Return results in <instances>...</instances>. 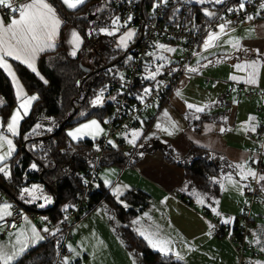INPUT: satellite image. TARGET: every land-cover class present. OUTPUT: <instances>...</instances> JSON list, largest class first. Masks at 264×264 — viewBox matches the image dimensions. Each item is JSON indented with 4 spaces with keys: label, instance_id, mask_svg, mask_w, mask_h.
<instances>
[{
    "label": "trees",
    "instance_id": "obj_1",
    "mask_svg": "<svg viewBox=\"0 0 264 264\" xmlns=\"http://www.w3.org/2000/svg\"><path fill=\"white\" fill-rule=\"evenodd\" d=\"M50 1L63 21L55 48L39 55L36 64L37 74L18 62L12 61L13 68L26 91V95L35 94L37 99L33 101L29 114L20 120L18 136L12 139L13 154L5 161L9 167L11 181L9 184H5L0 178V182L7 188L11 197H14V192L19 188L31 183L42 184L43 188L56 201L54 207L49 206L43 213L46 214L50 222L55 223L63 219L72 209L76 195L81 189L84 171L89 167L96 153L95 141L72 142L64 129L92 117H96L101 123H104L111 111L112 102H105L103 106H92L90 99L94 97L97 91L103 90L104 92L108 83H119L121 75L118 74V69H122V73L125 71L128 60L125 62L124 58L129 55L128 48L136 41L138 35L129 40L127 47H116L114 46L116 38L123 29L127 28L128 24L126 23L122 25L121 31L116 38L114 37L113 42H108L104 34L100 32L87 33L88 28L100 25V22L92 20L94 14L98 16L102 12L97 10L96 5H91L92 2L98 0H85L83 4L72 10L62 9L56 0ZM127 1L141 3L144 16L149 17L154 0ZM108 3L114 6L110 1ZM177 3L176 0L173 6L165 7L164 18L166 20L173 22L182 8H185L187 22L190 24L199 23L196 26L198 30H203L210 22L209 18H205L199 12L200 7L207 5H181L179 10L174 11L173 7ZM224 6L231 7L225 3L216 7L215 10ZM115 10L118 12L116 7ZM67 25H71L81 38V45L73 57L68 55L62 37L63 30ZM111 63L110 67L103 68L88 76L80 68L81 65L94 70ZM81 81L82 84L79 87ZM151 83L149 80H136L132 87V93L134 95L143 94L144 88ZM0 96L4 100L0 106V131L2 134H6L5 122L17 100L9 79L1 69ZM75 99L78 101L72 104ZM73 110H75L73 115L57 130L59 124L68 118ZM81 110L83 114L78 116ZM42 122H48L46 125L54 123V127L51 130L43 128ZM37 124L40 125L39 128H36ZM147 127H149L148 122L145 128ZM260 127L259 125L255 131L256 134L259 133ZM194 129L198 130L199 128ZM53 132L51 137L42 138ZM160 150L166 160L176 163L183 169L184 180L198 189H210L211 180L224 172L221 170L224 164H230L224 158L195 146H192L184 156L177 160L174 159L175 153L169 145H162ZM262 157H264V140ZM33 163L36 164L35 169L31 167ZM105 163L121 166L124 164V158L117 148L111 147L103 151L100 165ZM259 165L261 166V164ZM40 173H42L41 179L39 178ZM0 192L5 194L1 188ZM100 199L116 211L120 218L124 217V221L136 214V209H143L148 205L147 196L143 192L136 191L135 193L127 192L124 194L121 199L130 202L132 207L123 210L117 202L108 199L106 194L95 191L90 195V207ZM66 205L68 206L67 209H65ZM117 231L126 248L137 249V252L140 253L138 264H183L169 255L148 250L145 244L135 237L127 227H118ZM55 248L54 242L40 243L35 248L25 252L23 258L13 264L50 263L54 260Z\"/></svg>",
    "mask_w": 264,
    "mask_h": 264
},
{
    "label": "crops",
    "instance_id": "obj_2",
    "mask_svg": "<svg viewBox=\"0 0 264 264\" xmlns=\"http://www.w3.org/2000/svg\"><path fill=\"white\" fill-rule=\"evenodd\" d=\"M244 1L245 0H223L222 3L216 4L214 6V9H216V7H218L219 5L221 6L225 3L229 4V6H235L240 5ZM21 2H23V0ZM47 2L53 6L50 0H47ZM207 7L199 8V12L205 18L207 17L202 13V8ZM56 13L62 21L57 10ZM13 18H17V16L15 15L12 18L8 19L0 15V21H2L5 25L9 23ZM218 27H215L213 29H216ZM60 28L55 37V45L58 40ZM73 30L75 29L71 25H67L65 26L62 35L67 53L70 56H72L70 53L73 51V45L71 43V32ZM130 30L134 32V38L136 35H138L136 33L135 27L127 26V28L123 29L121 34L117 36L114 46L125 48L123 46H118V40L123 33ZM220 35H222V37L221 40H218V43L223 44L221 46L222 49H225L227 46H234V44L238 41L239 46L257 45L260 50H264V18L257 21L247 22L239 27H225L224 31L220 33ZM54 48L46 49L45 51L38 52L36 54L34 60L36 71H33L32 68L28 67L26 63H22L20 60L14 59L11 56L4 57L5 61L10 66L11 71L15 74L16 81H18L19 86L22 89V95L18 99L17 86L16 84H14L12 77L8 74L7 71H5L3 68H0L6 75V77L9 79L14 90V95L17 100V103L13 108L19 105L20 102L28 95H26V91L13 68L12 61L18 62L31 72L37 74L36 64L39 55L44 52L51 51ZM78 49L76 50V54L78 52ZM148 53L150 55V60L147 63H149L152 59L150 51ZM215 55L218 54L215 53ZM142 74L140 77V81H147V79H145ZM179 79L175 86L178 85V89H184L189 84V80H187L185 76H183L180 80ZM157 81H155V83ZM150 86L152 85H148L145 88ZM175 88L176 87L172 89V91L169 93L168 97L164 101H154L145 109V112L143 114V122L141 126H137L144 128V131L140 135L142 145H139L138 143L128 144L136 146L135 153L132 157V162L129 164L124 163L121 166L106 163L100 165L99 170H101V166L106 167L102 168L101 173L100 171H98V180L95 183L94 187L96 192H103L110 200H114L115 202H125L128 205V209L132 207L131 203L121 199L122 196L127 192H143L147 196L148 205L146 209L143 210L140 208H135L137 210L136 214L131 216V218H129L127 221H124V217L120 218L119 214L116 213L117 217L120 218V220L127 225L126 227L133 233L135 237L139 238L145 244L146 247H148V243L144 239L145 235L150 236L151 238H153L154 241L168 242L167 246L176 248L175 250H173V252H176L177 254H182L185 252L186 249L193 248L189 245H195L196 239H198L200 235L204 234L205 236H207L206 233H208V222L204 219L202 214L198 216V214L193 212V210L190 208V205L192 204L191 199L186 200L184 198V195H180V191L184 190L185 187L183 169L176 163L170 162L164 158V155L160 150L161 146L165 144L169 145L175 153L174 159L176 160L184 156L192 146H195L198 148L205 149L211 154L217 155L221 158H224L226 161L237 165L246 162V158H248L247 148L250 147L247 143V138L254 139L255 133H251L255 132L257 128L256 126H254V130H245L244 121H240L238 123L236 122L237 107L231 103L230 99L233 97L231 96L226 102H222L229 108H231L226 116L224 115V112H215L214 116L210 117L208 114L203 112L201 113V115L199 114L200 118L196 121L199 129L194 130L188 122L184 121V114L180 111V109L186 110V104H183L182 102L177 104L168 103L169 96L172 94ZM222 91H224V89L220 92ZM234 94L236 96L235 98L242 97L244 99H248L245 98L242 93ZM115 95L116 94H114V96ZM112 101L113 99L111 100V102ZM3 103L4 100L0 96V106ZM247 108V104H245L243 105L242 110H247ZM176 109H178L179 111ZM165 112L167 113V115H165ZM223 116H225V118H222ZM178 117L180 119H183L184 122L179 121L178 123H176L173 118ZM147 122L149 123V127L145 128ZM158 124L160 125V127H157ZM221 128L224 129L223 132L220 130ZM6 148H8V146ZM262 159L263 157L260 161L261 171L258 173V186L261 191L260 195L264 197V191L259 185V175L264 174V165L262 163ZM236 169L237 171H240L239 168ZM234 174L235 177H237V174ZM19 189L14 192V197H11L7 193H5L6 198L10 201V207L13 203H16L29 211H38L40 214H42L43 211H45V209L49 207L46 206L41 210V208L37 207L34 203H24L19 198H17V192ZM50 196L51 199H53L50 205L52 207V204H54L55 200L51 194ZM3 202H5V200ZM102 203H104V200L102 199L95 202V204H97L98 206H101ZM10 207L6 210L0 211V219L8 215ZM216 208L217 210H221L220 214L222 216L225 212H234L231 215L232 217H230L229 219V224H234L236 216L237 214H239L238 209L230 210L224 207H222L221 209L219 207V204H216ZM204 210H208L210 213L212 212L210 211V209L205 208ZM213 214L216 215L215 213ZM254 215L256 217H258L259 215H264V204H261L257 207L254 212ZM111 217L112 216H110V214L108 215V213H105L103 215H96L94 213H90L84 219L80 220L78 224H75L72 227V230H74V232H76V234L81 237L88 236V234L92 231H101L102 233L108 232L111 235L109 241L114 242L115 246H117L118 243L120 247H123L125 249L126 247L122 239L121 242L119 241L120 239H118L119 233L117 231V228L119 225H115L113 223L114 221L112 222L113 219ZM151 219L154 220V222L156 221V225H151ZM224 219L225 218H221V220ZM38 220L42 221L44 226V229H42L41 231L36 228L34 222L25 217L16 230L6 232L3 235L5 236L6 234H8L12 239H18L15 246L11 248H5L3 251H1V253L5 254L6 256L12 257V264L18 260H21L25 252L35 248L40 243L51 241L57 244V242L59 241L60 234L45 231L46 223L49 222V220L47 218L42 220L41 215ZM261 220L264 221V219ZM133 221H137V223L133 224ZM252 224L253 227L251 234H254V244H252L251 242L250 243L254 247L255 244H262V235L264 234V227L262 224H258V226L256 227L253 221ZM161 227L163 229L162 233ZM33 229H35V232L39 234V239L34 236ZM141 232L144 233V235H141ZM41 237L43 238V240H41ZM51 238L53 239L50 240ZM217 238L212 237L213 240L211 241L215 242L214 239ZM99 240L103 242L101 244H105L108 246V240L104 241L100 238ZM181 240H184L185 243H183ZM0 241L3 240H1L0 238ZM27 248L29 249L25 250ZM21 249L23 250L21 251Z\"/></svg>",
    "mask_w": 264,
    "mask_h": 264
},
{
    "label": "rangeland",
    "instance_id": "obj_3",
    "mask_svg": "<svg viewBox=\"0 0 264 264\" xmlns=\"http://www.w3.org/2000/svg\"><path fill=\"white\" fill-rule=\"evenodd\" d=\"M109 0H98L95 2H92L91 5H96L97 10L102 11L98 16H95V14L92 16V20L95 22H100L99 26L88 28L87 33H99L101 28H105L108 31H113L114 35H108L106 32H100L104 34L105 39L108 42H113L114 37L116 38L117 34L121 31L122 25H125V22L120 18L119 13L115 10V7L110 5L108 3ZM178 3L173 7L174 11H177L180 9L181 5H188V4H198V5H207L202 8V13L204 14V10L207 9L208 11L215 14L216 10L214 9V6L216 3L214 0H205L204 3H198L197 0H177ZM57 4L64 10H72L69 9L66 5L62 3V0H56ZM205 15V14H204ZM207 18H211L209 16H206ZM114 18H119V22L117 25L112 24V20ZM199 23L194 24V26H198ZM119 29L118 31L116 29ZM212 32H218L220 33V28H216L213 30H210ZM209 32V31H208ZM207 32V33H208ZM207 33L203 36L198 49L195 53V56L193 57L190 65L188 68H196L197 71L190 72L186 70V73L184 76L187 80H189V84L184 89H178L177 86H175V90L172 92V94L169 96L168 103L177 104L182 102L183 104H186V110L180 109V111L184 114V121L188 122L192 128H197L198 124L196 121L200 118L201 113L205 112L210 117H213L215 112H224V115L226 116L228 111L231 109L227 105H225L222 102L217 101L216 97L221 93L220 91L225 89L227 85L230 82L240 83L243 85H249L259 88H264V50H260V48L257 45H247V46H227L225 49H222L221 46L223 44H219L218 41H215L213 43V46L205 49L203 47V41L207 36ZM222 35H220L219 40H221ZM158 45H163L164 47H158ZM171 48L173 51H167L166 49ZM180 47L170 44V43H162V42H156L155 47L150 50L152 59L149 63L145 64L143 66V77L147 80H150L152 83L150 85H154L155 81L157 80H163L164 77L170 76L173 71L175 70V64L177 62V59L180 57ZM218 54V55H215ZM129 58V55H126L124 58V61L126 62ZM255 61L257 63V72L255 76V83H247L246 80L248 78V74L251 71V69L244 68L243 70L238 69L235 67L236 65H247ZM159 68V72H156V69ZM187 68V69H188ZM153 73H155V79L148 78ZM118 74H122V69H118ZM235 76L238 79L232 80L230 77ZM179 91L180 95L178 96L176 93ZM102 92L101 102L93 105L91 101L96 98L97 95H100ZM115 94V91L104 93L103 90L97 91L96 94L92 99H90V105L92 106H103L105 102H111L113 99V96ZM35 96V94H30L26 97ZM233 99L231 98V103L237 107V117L236 122L244 121V128L245 130H252V126H256L258 128L259 125L264 124V111L258 112L257 107H262L264 109V99L257 98V97H251L248 99H244L242 97L235 98V94L232 95ZM25 97V98H26ZM25 98L20 102L23 103ZM154 102V101H153ZM33 101H31L30 105L27 106V115L30 112L31 105ZM152 103V102H151ZM20 104L17 105L15 108H13L9 114V116L6 119L5 125H6V134H3L8 139L12 141L14 137L18 136L19 131V124L17 126V135L13 136L10 132L7 131V122L12 116L14 111H19L21 114V117H25L27 115H23L25 109L20 108ZM188 104H192L195 107H201L204 110L202 112H196L195 107L192 109H189L187 107ZM247 104V110H242L243 105ZM178 110V109H176ZM179 111V110H178ZM83 114V111L78 114V116H81ZM200 114V115H199ZM223 116L222 118H225ZM252 117L251 121L249 118ZM21 118V119H22ZM20 119V120H21ZM96 120L100 126V129L102 131H97L95 128L86 129L83 133L78 135V138L76 140H73L71 137L67 135L69 131H73L74 129L80 127L83 124L88 123L89 121ZM173 120L178 123L179 121L184 122L183 119L173 118ZM20 122V121H19ZM43 125V128L46 129H52L54 127V123H51L50 125ZM46 126V127H45ZM141 126V125H139ZM235 128V127H234ZM195 130V129H194ZM67 137L72 142H77L81 140H90L93 141L98 140L103 134H104V127L103 123L100 122V120L96 117L88 118L85 120H82L80 122H77L71 126H68L64 129ZM144 131L143 127H134L130 128L124 133L116 134L115 137L119 139H123L126 144H135L138 143L139 145H142V140L140 139V135ZM138 132L139 136L135 139L134 143H129L130 140L133 139L132 133ZM0 133H2L0 131ZM256 134V132H253L251 134ZM248 145L250 147L248 148H256L258 146V142L254 139L247 138ZM8 145L2 141H0V154H3L7 152L8 148H6ZM10 158V157H9ZM8 158V159H9ZM262 163L264 165V157L262 159ZM244 165L243 170L240 169V171H237L234 163L230 164H224L222 167L221 175L219 177L213 178L211 180V187L210 189H198L190 185L188 181L184 180V190L180 191V195H184V198L186 200L191 199L192 204L190 205V208L198 214H202L204 209H210L212 211L213 208L216 209V212L213 213H219L217 218H225L230 219L232 217L231 215L234 213H223V216L220 214L221 210H217L216 204H219V207L222 209V207L234 210L238 209V213L242 212L243 206L247 204V197L243 192V187L246 185V179H241V174H246L247 170L249 168V164L247 163V158L245 163H241ZM106 166H101L102 168ZM252 170V169H251ZM237 174V177H235V174ZM262 175V174H261ZM259 175V176H261ZM264 175V174H263ZM229 176H231V180H229ZM215 181V182H214ZM258 181V177H257ZM38 186L39 190L34 192L33 195L40 197L39 199H32V197L25 195L23 198H21V189L23 188H29L31 189L33 186ZM223 185V187H221ZM226 185V186H225ZM259 185L261 186L262 190L264 191V181H259ZM225 186V187H224ZM231 186V187H227ZM259 187V186H258ZM17 192V198H19L24 203H34L37 207L45 208L46 206H50L52 203H46L44 197H50V194L47 193V191L43 188L42 184L40 183H31L28 186L22 187ZM264 199V197H263ZM200 201H203L202 203ZM10 204V201L6 198L5 202L0 203V206L3 204ZM121 208L124 210L128 209V205L125 202H117ZM43 204L44 207H40V205ZM53 205V204H52ZM261 204L259 203H253V205L250 207V218L251 221L258 226V224H262L264 227V221L261 219H264V215H259L256 217L254 215L255 210L258 206ZM102 206V207H101ZM101 206L95 204L89 208V211L85 213L75 224H78L80 220L84 219L88 214L94 213L96 215H103L105 213L110 214L113 219L112 222L115 225H119L118 227H126L127 225L123 223L120 218L117 217L116 211L108 207L105 203H102ZM146 208H143V210ZM148 212V211H146ZM211 212V213H212ZM212 213V214H213ZM121 215V214H120ZM214 215V214H213ZM239 214H237L238 216ZM236 216V218H237ZM42 220L46 219V214H41ZM122 225V226H121ZM151 225H156V221L151 219ZM44 229V226L42 227ZM48 232H55V234L58 232L57 229L53 231ZM163 232V229L161 227V233ZM208 232V230H207ZM100 233V234H99ZM54 235V234H53ZM207 236L204 234L200 235L198 239H196L195 245H189L193 248L186 249L184 253L177 254L176 252H173L176 248L169 247L168 255L171 256L173 259L180 261L183 264H237V257L232 249L230 243L227 241V239L220 237L217 239H214L215 242L211 241L213 240L212 237H210L209 233H206ZM0 253L5 248H11L16 245L17 238L12 239L8 234L5 236L0 237ZM99 238L101 240H108L109 244L103 245L101 243ZM111 238V235L108 232L102 233L101 231L97 232H90L88 236L81 237L74 232V230H71V238L68 241L67 249L68 254L63 255L60 260V264H64L65 260H67V264H138V256L140 255L138 250L134 249H128L120 247V245L117 243V246L114 245V242L109 241ZM118 239L121 242V236L118 235ZM145 239V238H144ZM153 239V238H152ZM169 239V238H165ZM41 240L43 238L41 237ZM145 241L148 243V241L145 239ZM172 241V240H169ZM183 243L184 240H181ZM218 241V242H217ZM249 241L254 244V234H251ZM124 243V242H123ZM147 249L156 252L159 254L164 255L158 248H154L152 246L147 245ZM126 247V246H125ZM29 248L25 249L28 250ZM24 250V251H25ZM172 251V252H171ZM252 253H255L256 256L253 257L251 255L245 256L243 258L244 264H264V234L262 235V244L260 245H254ZM181 255V256H180ZM112 259V260H111ZM71 261V262H70ZM12 260H8L7 264H12ZM54 260L50 263L45 264H53ZM2 264V262H0Z\"/></svg>",
    "mask_w": 264,
    "mask_h": 264
},
{
    "label": "built area",
    "instance_id": "obj_4",
    "mask_svg": "<svg viewBox=\"0 0 264 264\" xmlns=\"http://www.w3.org/2000/svg\"><path fill=\"white\" fill-rule=\"evenodd\" d=\"M21 1L16 0V3L19 4ZM109 1L117 8L120 18L128 26L136 28L139 37L128 48L131 59L125 71L121 74L119 83H108L104 91V93L115 91L116 95L112 101L111 111L103 123L104 134L95 141L96 153L89 167L84 171L81 189L76 195L72 209L63 219L55 223L50 221L46 223L45 229H48V231L57 229V234H60L55 248L53 264H60L61 257L68 254L67 244L71 238L72 227L89 211L90 195L96 191L94 186L98 180L103 151L111 147L117 148L121 152L125 164L132 162L136 146L126 144L115 135L141 125L145 109L151 102H161L168 97L178 79L186 73L195 55L194 53H196L203 36L208 31L221 24H225L226 27H239L247 22L264 18V8L260 7L264 0H245L242 9L240 5H235L231 7L224 6L216 10L215 14L209 18L208 25L203 30H198L194 24L187 22L185 8H182L173 22L164 18L165 7L173 6L176 0H154L150 15L147 18L144 16L141 3L127 0ZM154 5L156 6L154 7ZM229 8L233 11L229 12ZM0 15L8 19L15 16L6 8H0ZM129 16L132 17L130 21L128 20ZM249 16L252 17L251 20L247 18ZM156 42H168L180 47V57L175 64V70L170 76L164 77L163 80H158L153 86L148 87L150 89L148 94L134 95L132 87L135 81L140 79L143 65L150 60L148 52L155 47ZM234 93H242L245 98L257 97L264 99V88L235 82H230L216 99L219 102H226ZM137 96H142V100L137 99ZM75 101L78 100L75 99L72 104ZM257 111L261 112L264 109L258 107ZM260 126L259 133L254 135V140L258 142V146L255 149L247 148V163L249 168L257 175L255 178L248 176L246 179L247 184L244 185L243 192L247 197V204L243 206L242 212L239 213L234 224L223 223V220L217 218L208 210L202 212V216L208 222L209 235L214 238L224 237L227 239L236 254L237 264H244L243 258L245 256H256L255 253H252L253 246L249 241L253 227L249 214L253 203L264 204L257 181L258 173L261 171L259 162L264 140V124ZM109 141L112 143H109ZM7 171L9 172V167ZM0 178L5 184H9L11 181L10 176L5 178L2 173H0ZM5 198V194L0 192V202H3ZM9 213L11 214L0 219L1 236L6 232L16 230L25 217L34 222L39 231L42 230L43 223L38 220L41 215L38 211H29L13 203ZM209 225L214 227L210 228Z\"/></svg>",
    "mask_w": 264,
    "mask_h": 264
},
{
    "label": "snow or ice",
    "instance_id": "obj_5",
    "mask_svg": "<svg viewBox=\"0 0 264 264\" xmlns=\"http://www.w3.org/2000/svg\"><path fill=\"white\" fill-rule=\"evenodd\" d=\"M85 0H62V3L66 5L69 9H76L79 5L83 4ZM198 3H204L205 0H197ZM216 4L222 3L223 0H214ZM156 5H154L155 7ZM241 9L244 7L243 3L240 4ZM261 8H264V3L260 5ZM0 8H6L9 9L14 15L17 16V18L11 19L9 23L6 25L0 21V68H3L5 71L8 72V74L12 77V80L14 84L17 86V98L19 99L22 95V89L19 86L18 81H16L15 74L11 71L10 66L5 61L4 57L11 56L14 59L20 60L22 63H26L28 67L32 68L33 71H36L34 60L35 56L38 52H43L46 49L54 48L55 47V37L58 33V30L60 28V25L62 21L57 16L55 8L50 5L47 0H23V2L17 4L16 0H0ZM229 12L233 11V9L229 8ZM204 14L206 16H213L214 13L208 11L207 9L204 10ZM249 20L252 19L251 16L247 17ZM132 19L131 16L128 17V20L130 21ZM119 22V18H114L112 20L113 25H117ZM230 23V22H228ZM226 25L221 24L219 25L220 33H222L225 29ZM119 30L118 28L116 29ZM100 32H106L108 35H114L113 31H108L105 28H101L99 30ZM220 33L218 32H212L209 31L207 33L206 38L203 41V47L205 49L213 46V43L215 41H218L220 38ZM72 40L71 43L73 45V51L70 53L72 56L76 55V50L79 48L81 39L78 33L73 30L71 32ZM134 36L133 31H127L123 33L118 40V46L127 47V42L131 40ZM158 47L163 48V45H158ZM234 47H239V42L237 41L234 44ZM167 51H173V49L168 48ZM195 54V53H194ZM129 60L131 57L128 58ZM238 69L243 70L244 68L251 69V71L248 74V78L246 80L247 83H255V76L257 72V63L253 61L250 64L247 65H236ZM190 72L197 71L196 68H188L187 69ZM156 72H159V68L156 69ZM151 79H155V73H153L150 77ZM232 80H237L238 78L235 76L230 77ZM150 92L149 88L144 89V94H148ZM178 96L180 95L179 91L176 93ZM102 92L100 95H97L95 99L91 101L93 105H96L101 102ZM142 96H137V99L142 100ZM36 96L26 97L24 102L20 104V108L25 109L23 115H27V106L30 105L31 101L36 100ZM187 107L189 109L194 108L195 106L192 104H188ZM204 109L201 107H195L196 112H202ZM165 115L167 113L165 112ZM21 114L19 111H14L12 116L7 122V131L10 132L13 136L17 135V126L19 124V121L21 119ZM252 117L249 118L251 121ZM175 126V125H173ZM40 125L37 124L36 128H39ZM157 127H160L158 124ZM95 128L97 131H102L100 129V126L96 120L89 121L86 124L81 125L80 127L74 129L73 131H69L67 135L71 137L73 140H76L78 138V135L83 133L86 129ZM51 130V129H49ZM167 130V129H165ZM222 132L224 131L223 128L220 129ZM252 130H254V126H252ZM35 131V129H33ZM171 134V133H169ZM139 133L134 132L132 133L133 139L129 141V143H134L135 139L138 138ZM27 139V137H26ZM0 141L6 143L8 145L7 152L0 154V173L4 175L5 178H8L10 173L7 171L8 164L5 163L9 157L12 156L14 147L13 143L10 139H8L6 136H4L2 133H0ZM109 143H112L109 141ZM114 146V145H113ZM33 169L36 168V164L33 163L31 165ZM236 168H239L243 170L244 165L243 164H237L235 165ZM256 173L248 169L246 174H241V179H247L248 176H252L253 178L256 177ZM229 180H231V176L228 177ZM260 181H264V175L259 176ZM215 182V181H214ZM223 187V185H221ZM38 186H33L31 189L29 188H23L21 189V198H23L25 195H28L32 197V199H39L40 197H37L33 195L34 192L38 191ZM46 203H51L50 197H44ZM201 203L203 201H200ZM10 207L8 204H3L0 206V211L6 210ZM40 207H44L43 204L40 205ZM67 205L65 206V209H67ZM213 212H216V209H212ZM9 215L11 213H8ZM219 215V213H216ZM223 223L227 224L230 223L229 219H224L222 221ZM137 223V221H133V224ZM210 228L214 227L212 225H209ZM45 231H48V229H45ZM34 236L39 239V234L35 232V229H33ZM141 235H144V233H140ZM144 238L148 241L149 245L158 248L164 255H168L169 249L167 248L166 241H154L150 236L145 235ZM23 249H21L22 251ZM11 256H6L3 253H0V262L2 264H7L8 260H11ZM64 264H67V260H65Z\"/></svg>",
    "mask_w": 264,
    "mask_h": 264
},
{
    "label": "water",
    "instance_id": "obj_6",
    "mask_svg": "<svg viewBox=\"0 0 264 264\" xmlns=\"http://www.w3.org/2000/svg\"><path fill=\"white\" fill-rule=\"evenodd\" d=\"M111 65H112V63H111V64H106V65L100 66L99 68L94 69V70H90L89 68H87V67H83V66H81V65H80V68H81L82 71L86 74V76H88V75H90V74H93V73H95V72H97V71L102 70L103 68L110 67ZM83 79H84V78H83ZM83 79H82V81H83ZM82 81H81L79 87L81 86ZM74 111H75V110H73V112L68 116V118L64 119V120L59 124L57 130H59V129L63 126V124H64V123H65V122H66V121H67V120L73 115ZM47 123H48V122H42V124H44V125H46ZM53 134H54V132H53V133H50V134H48L47 136H44V137H42V138H49V137H51ZM41 174H42V173L39 174V178H40V179H41ZM0 188L3 189L4 192L7 193V194L10 196V193L8 192L7 188H6L1 182H0ZM50 190H51V188H50ZM55 204H56V201H54V204L52 205V207H54ZM43 212H45V211H43Z\"/></svg>",
    "mask_w": 264,
    "mask_h": 264
}]
</instances>
